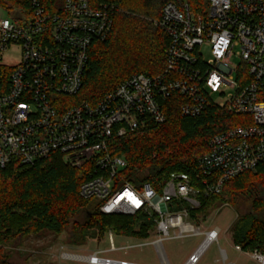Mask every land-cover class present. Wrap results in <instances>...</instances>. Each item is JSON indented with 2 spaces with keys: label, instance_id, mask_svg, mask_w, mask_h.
I'll use <instances>...</instances> for the list:
<instances>
[{
  "label": "built area",
  "instance_id": "1",
  "mask_svg": "<svg viewBox=\"0 0 264 264\" xmlns=\"http://www.w3.org/2000/svg\"><path fill=\"white\" fill-rule=\"evenodd\" d=\"M0 19V168L33 166L52 155L83 171L80 196L99 204L105 215L142 214L154 225L159 263L171 264L164 242L205 236L185 264H200L219 242L221 229L203 232L191 214L204 200L222 194L227 182L264 164V0H208L205 13L171 0L155 22L169 37L166 66L157 76L136 74L97 104L77 102L90 50L114 27V6L88 0H29ZM209 48L206 57L203 49ZM20 49L16 64L5 61ZM241 65L234 66V57ZM183 98V117L197 118L212 107L242 117V124L213 136L199 159V173H172L156 188L123 172L127 162L110 150L112 139L163 124L164 100ZM219 97V100H215ZM111 251L116 248L109 233ZM251 255L264 264V254ZM80 257L87 264H147L101 257ZM225 264L227 253L221 250Z\"/></svg>",
  "mask_w": 264,
  "mask_h": 264
},
{
  "label": "trees",
  "instance_id": "2",
  "mask_svg": "<svg viewBox=\"0 0 264 264\" xmlns=\"http://www.w3.org/2000/svg\"><path fill=\"white\" fill-rule=\"evenodd\" d=\"M92 6H114V27L105 41H97L90 50L84 73L83 88L77 102L97 104L106 94L136 74L150 77L163 72L169 37L155 24L163 7L171 0H88ZM29 0H0V8L10 12L27 5ZM187 2L196 13H205L208 0ZM183 98L164 100L167 120L151 123L145 129L112 139L109 147L114 156L127 162L125 179L139 175L156 188L165 184L172 173L196 175L199 159L208 153L209 140L227 129L242 124V117L212 107L197 118L183 117ZM84 172L66 165L61 155H52L33 166L12 163L0 168V264H11L5 245L42 231L62 233L87 209L85 224L74 223L77 242H85L90 232L99 242L110 232L118 237L147 239L153 223L144 215H105L99 204L84 200L80 187ZM264 164L227 182L219 196L205 199L203 206L191 214L197 219L210 205L225 195L242 194L254 202L253 212L240 217L233 230L234 245L245 252L264 254Z\"/></svg>",
  "mask_w": 264,
  "mask_h": 264
},
{
  "label": "rangeland",
  "instance_id": "3",
  "mask_svg": "<svg viewBox=\"0 0 264 264\" xmlns=\"http://www.w3.org/2000/svg\"><path fill=\"white\" fill-rule=\"evenodd\" d=\"M10 11L0 8V19L9 18ZM20 49L15 48L5 57L10 64L18 63ZM203 54L209 57V48L203 49ZM241 59L237 56L232 60L236 67L241 65ZM216 101L219 97L214 98ZM225 195L214 201L208 210L197 219L192 220L196 226H200L203 232L220 228L219 242L213 243L205 253L200 264H224L221 260V250L227 253L228 260L225 264H258L251 255L235 251L233 230L240 217L253 212L254 202L242 194ZM264 196V191L262 195ZM87 209H84L70 224V227L62 232L42 231L24 237L18 241H12L5 245V252L10 257L11 264H87L79 259L92 253L103 252L101 257L113 259H129L145 263L160 264L159 257L153 242L157 239L154 229L149 231L147 239L126 238L114 235L116 248H129L127 251H111L109 234L99 242V235L90 232L85 242H77L74 236V223L85 224L88 217ZM205 236L189 237L186 239L170 238L164 242V250L171 264H185L187 258L204 241Z\"/></svg>",
  "mask_w": 264,
  "mask_h": 264
},
{
  "label": "crops",
  "instance_id": "4",
  "mask_svg": "<svg viewBox=\"0 0 264 264\" xmlns=\"http://www.w3.org/2000/svg\"><path fill=\"white\" fill-rule=\"evenodd\" d=\"M140 262V261H139ZM142 263H145V262H142ZM147 264H152V263H147Z\"/></svg>",
  "mask_w": 264,
  "mask_h": 264
}]
</instances>
